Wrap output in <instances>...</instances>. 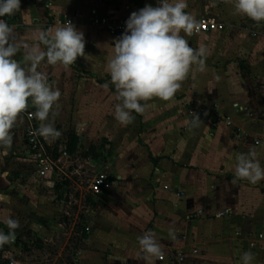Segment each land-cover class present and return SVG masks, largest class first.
<instances>
[{
  "label": "crops",
  "instance_id": "1",
  "mask_svg": "<svg viewBox=\"0 0 264 264\" xmlns=\"http://www.w3.org/2000/svg\"><path fill=\"white\" fill-rule=\"evenodd\" d=\"M145 5L155 7L157 0H21L20 11L4 16L19 42L29 45L38 42L39 30H54L67 20L85 35V57L67 68L60 63L50 65L45 58L37 68L61 93L49 115L62 133L50 142L55 149L67 147L74 139L71 154L75 156L91 155L98 164L100 153L110 150L113 158L111 188L89 201L96 206L104 202L125 219L117 214L101 218L90 237L95 247L88 251L85 264H242L247 251L254 254L252 264H264V179L253 184L235 176L236 157L241 153L255 151L264 167V129L238 120L247 109L245 103L236 102L242 108L237 110L236 103L228 107L215 97L195 94L219 86L207 83L208 76L198 70L200 65L193 64L189 84L182 81L170 100L141 101L145 111H133L134 121L126 126L115 119L119 101L107 65L115 54L114 42L123 32L110 35L93 27L90 19L93 13L112 12L128 19ZM187 5L185 11L195 22L209 16L224 25L220 32L180 33L193 49H206L203 69L216 55L214 38L229 23L237 28L247 25L251 38L264 41V21L236 13L234 0H187ZM14 58L29 66L23 49ZM28 102L35 112L31 98ZM195 115L200 117L197 127L191 124ZM26 125L19 115L12 144L0 145V230L4 232L8 227L2 221L9 216L18 220V209L31 208L30 199L39 198L40 190L51 198L55 192L61 198L64 193L60 185L56 187L54 175L40 178L34 172L24 138ZM92 148L98 157L91 154ZM225 209L228 214L215 217ZM188 214L194 217L187 220ZM148 232L155 233L164 260L145 257L138 238ZM176 251L183 254V261L175 260Z\"/></svg>",
  "mask_w": 264,
  "mask_h": 264
},
{
  "label": "clouds",
  "instance_id": "2",
  "mask_svg": "<svg viewBox=\"0 0 264 264\" xmlns=\"http://www.w3.org/2000/svg\"><path fill=\"white\" fill-rule=\"evenodd\" d=\"M20 6L21 0H0V18L14 15L20 11ZM187 6V0H157V6L145 5L133 11L125 21V30L115 40V54L107 65L119 101L114 115L122 125L134 121L133 111L137 114L145 111L141 101L154 97L170 100L188 77L193 64H199L203 70L206 49H193L180 35L181 31L191 35L197 28L192 16L185 11ZM234 8L236 13L256 22L264 21V0H234ZM36 39L38 42L31 45L19 42L14 26L0 19V145L12 144L17 118L29 107V98L36 108L34 116L41 122L37 134L49 142L62 135L54 122L49 121L50 111L61 93L48 83L47 74L37 68L45 58L50 65L60 63L67 68L78 57H85V35L67 20L54 30H39ZM21 49L28 67L14 58ZM199 123L200 117L195 115L191 124L197 127ZM256 157L255 151L236 157L238 179L253 184L264 179V167ZM2 222L9 232L0 230V248L15 241V229L20 226L19 221L10 216ZM138 239L146 258H163L154 232ZM241 260L242 264H252L254 254L244 252Z\"/></svg>",
  "mask_w": 264,
  "mask_h": 264
},
{
  "label": "rangeland",
  "instance_id": "3",
  "mask_svg": "<svg viewBox=\"0 0 264 264\" xmlns=\"http://www.w3.org/2000/svg\"><path fill=\"white\" fill-rule=\"evenodd\" d=\"M248 29L247 25L237 28L229 23L223 33L216 35V47L213 51L216 55L211 57L209 66L203 69V72L208 76L207 83H214L219 87L212 91L196 90L195 94L203 93L205 99L209 96L215 97L228 107L236 102L245 103L247 109L239 115L238 120L243 122L244 119L248 126L263 131L264 41L260 43V40L251 38ZM205 74L202 76L205 77ZM190 77L188 75L186 78L187 84ZM100 154L99 162L93 170L114 176L111 173L114 171V163H111L113 158L110 150ZM85 160L80 156H72L73 163L68 168L71 179L78 181L77 186L72 185L70 181L66 184L68 193H75L74 198L67 197L65 203L59 192L52 194L51 198L46 190H40L39 198H28L33 202L31 208L18 209L20 226L15 229L16 252H9L4 245L0 248V264H85L88 251L95 247L90 237L93 236L101 218L117 214L125 219L122 214L113 213V209L105 206L104 202H100L99 206L91 204L89 200L80 202L78 194L81 188L86 186L89 178L86 176L91 174L92 170ZM78 165L81 166L80 169ZM76 168L84 172L81 178L72 175ZM57 178L55 175L56 182ZM83 225H89L91 229L86 239L78 230ZM8 232L9 229L5 230V233Z\"/></svg>",
  "mask_w": 264,
  "mask_h": 264
},
{
  "label": "built area",
  "instance_id": "4",
  "mask_svg": "<svg viewBox=\"0 0 264 264\" xmlns=\"http://www.w3.org/2000/svg\"><path fill=\"white\" fill-rule=\"evenodd\" d=\"M0 19H4V17ZM126 20V18L119 16L115 12L108 14L93 13L90 19V24L93 27L99 28L110 35H116L124 32ZM196 25L197 28L193 30L192 34L220 32L224 29V25L222 23L209 16L200 17L199 20L196 21ZM234 108L237 110L242 109L237 103L234 104ZM34 113L35 112L30 107H28L23 113L20 114L27 121V125L24 129V138L27 145L30 162L32 163L34 172L38 177L47 178L51 177L52 175H56L58 177L56 184H59L62 190H64V193H62V199L66 203L67 197L74 198L75 196V193L74 195H70L68 193L69 188H67L68 186L66 184L70 181L72 185H78V181L72 180L68 172V168L73 163L72 156L75 155L71 154L66 146H60L58 149H55L53 143H50L44 137L37 134L41 122L35 118ZM196 114H199V112H196ZM225 121L228 125L231 124L229 116L225 117ZM255 141L257 142V140ZM85 159V162L90 165L92 170L91 174L86 176L89 177L86 181V186L81 188L80 193L78 194L80 202L86 200L95 201L100 195L107 193L112 186V181L110 179L113 176L104 171H94L93 169L97 164L96 161L89 156H86ZM80 168L81 166L78 165V169ZM78 169L76 168L72 172V175H76L78 178H81V176L84 175V172H80ZM116 179H120L119 176H117ZM176 195H179V193H176ZM228 213V209L219 210L215 213V217L220 218ZM193 217V214H188L186 219L189 220ZM83 229L88 232L90 230V226L83 225L82 227L78 228L80 234H82ZM258 237L262 238L263 235L259 233ZM15 242L16 238L13 243L5 244L4 248H8L9 252L15 253ZM193 252H196V250H193ZM173 257L176 261L184 260V256L180 251L174 252ZM160 260H164V255Z\"/></svg>",
  "mask_w": 264,
  "mask_h": 264
},
{
  "label": "trees",
  "instance_id": "5",
  "mask_svg": "<svg viewBox=\"0 0 264 264\" xmlns=\"http://www.w3.org/2000/svg\"><path fill=\"white\" fill-rule=\"evenodd\" d=\"M75 142H76V141L73 139V140L69 141V143L67 144V149L69 150L70 153L74 152V150H75V145H76ZM90 152H91V154H92L94 157H98V154H96V153L94 152V149H93V148L90 149ZM56 187L59 189V184H57ZM82 236H83V238H85V239L88 237V232H87L86 230H84V229H83V232H82ZM16 242H17V240H16Z\"/></svg>",
  "mask_w": 264,
  "mask_h": 264
}]
</instances>
